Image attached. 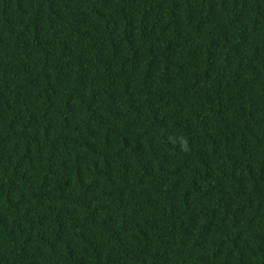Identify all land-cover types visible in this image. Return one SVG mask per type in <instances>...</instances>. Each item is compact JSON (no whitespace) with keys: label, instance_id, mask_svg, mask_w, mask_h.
<instances>
[{"label":"trees","instance_id":"16d2710c","mask_svg":"<svg viewBox=\"0 0 264 264\" xmlns=\"http://www.w3.org/2000/svg\"><path fill=\"white\" fill-rule=\"evenodd\" d=\"M0 264H264V0H0Z\"/></svg>","mask_w":264,"mask_h":264}]
</instances>
